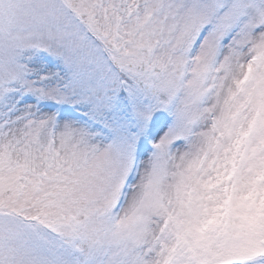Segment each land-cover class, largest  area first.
Returning a JSON list of instances; mask_svg holds the SVG:
<instances>
[{"label": "snow or ice", "instance_id": "obj_1", "mask_svg": "<svg viewBox=\"0 0 264 264\" xmlns=\"http://www.w3.org/2000/svg\"><path fill=\"white\" fill-rule=\"evenodd\" d=\"M0 264H264V0H0Z\"/></svg>", "mask_w": 264, "mask_h": 264}]
</instances>
